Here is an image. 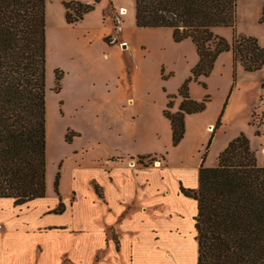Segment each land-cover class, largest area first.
<instances>
[{"label":"rangeland","instance_id":"374dc122","mask_svg":"<svg viewBox=\"0 0 264 264\" xmlns=\"http://www.w3.org/2000/svg\"><path fill=\"white\" fill-rule=\"evenodd\" d=\"M70 2L94 9L70 25L65 8ZM135 2L46 0L49 202L57 177L62 197H69L80 167L100 166L120 155L147 154L144 160L152 166L163 159L196 166L202 158L201 165L214 168L224 146L241 134L264 166V66L246 72L240 64L235 67L232 52H224L209 76L195 79L199 57L193 42H175L167 28H139ZM263 6L264 0H237L235 27H217L214 33L228 43L252 37L264 47ZM187 81L190 97L206 100V108L187 115L183 142L175 147L165 112L178 110L179 90Z\"/></svg>","mask_w":264,"mask_h":264},{"label":"trees","instance_id":"16d2710c","mask_svg":"<svg viewBox=\"0 0 264 264\" xmlns=\"http://www.w3.org/2000/svg\"><path fill=\"white\" fill-rule=\"evenodd\" d=\"M135 5L139 28H167L175 42H193L199 57L195 79L209 76L224 52H232L235 67L246 72L264 66V47L255 38L237 36L228 43L214 33L217 27H235L237 0H136ZM65 8L70 25L94 9L79 2ZM259 22L264 24V6ZM189 81L179 90L178 110L165 112L175 147L184 139L185 117L206 108V100L190 97ZM46 167V0H0V199L19 206L44 198ZM58 185L57 177L56 193ZM182 193L198 204L197 264H264V166L245 135L228 144L216 167L202 164L198 188ZM63 211L61 203L53 213Z\"/></svg>","mask_w":264,"mask_h":264},{"label":"crops","instance_id":"0c3cea01","mask_svg":"<svg viewBox=\"0 0 264 264\" xmlns=\"http://www.w3.org/2000/svg\"><path fill=\"white\" fill-rule=\"evenodd\" d=\"M145 156L80 167L69 197L0 199V264H197L198 204L182 189L198 188L202 158L152 166Z\"/></svg>","mask_w":264,"mask_h":264},{"label":"bare ground","instance_id":"6f19581e","mask_svg":"<svg viewBox=\"0 0 264 264\" xmlns=\"http://www.w3.org/2000/svg\"><path fill=\"white\" fill-rule=\"evenodd\" d=\"M123 13L126 14V11L124 10ZM212 128H213V127L211 126L209 129L212 130Z\"/></svg>","mask_w":264,"mask_h":264},{"label":"built area","instance_id":"2783aa9c","mask_svg":"<svg viewBox=\"0 0 264 264\" xmlns=\"http://www.w3.org/2000/svg\"><path fill=\"white\" fill-rule=\"evenodd\" d=\"M157 163H155V165H156ZM158 164H160L159 162H158Z\"/></svg>","mask_w":264,"mask_h":264}]
</instances>
